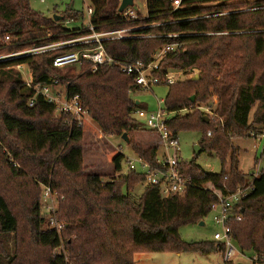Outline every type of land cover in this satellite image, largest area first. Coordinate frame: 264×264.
Returning <instances> with one entry per match:
<instances>
[{"label":"trees","instance_id":"1","mask_svg":"<svg viewBox=\"0 0 264 264\" xmlns=\"http://www.w3.org/2000/svg\"><path fill=\"white\" fill-rule=\"evenodd\" d=\"M120 4L121 0H91L90 6V23L96 30L134 28L130 38L104 42L112 63L106 62L95 71L87 59L65 67L53 65L55 56L81 45L0 62V78L10 82L9 100L14 103L10 109L18 111L5 109L2 114L6 128L15 132L19 141L15 149H8L14 167L9 170L10 178L23 175L36 160L42 169L38 174L31 171L41 190L28 212L26 235H20L18 212L0 187V264H138L134 258L138 251L224 252V246L215 240H184L180 227L204 221L217 193L227 194L245 183L246 174L238 167L239 148L233 139L264 132V0H182L178 8L172 0H146L147 11L137 19L120 13ZM86 32V27L70 29L34 10L30 0H0V42L6 34L14 39L0 52L68 40ZM169 45L177 46L166 49ZM160 51L155 74L179 69L190 75L199 70L197 79L189 76L168 85L164 106L171 112L170 128L175 135L181 130L203 131L202 151L216 153L222 166L220 173H214L180 161L183 172L195 183L184 195L168 197L159 186L145 184V175L138 171H128L120 182L103 181L98 172H81L82 126L68 112L56 118V104L43 95H36L30 105L35 92L15 68L27 64L34 83L47 84L52 78L68 84L70 94L80 95L88 116L102 132L127 133L135 153L160 166L158 144L133 140L137 127L134 116L142 105L133 94L144 88L116 64L150 63ZM71 70L81 73L71 74ZM203 104L213 107L215 121L210 117L206 120ZM49 155L55 156L69 178H60L58 183L53 180L58 178L53 169L55 158ZM124 157L118 153L113 158L115 171L123 169ZM139 182L144 189L138 198L133 189ZM44 185L63 198L57 215L66 224L61 233L42 215ZM254 187L236 207L243 219L233 221L231 227L239 250L263 255L264 175L255 178ZM62 245L67 254L53 253ZM226 264L245 263L230 260Z\"/></svg>","mask_w":264,"mask_h":264},{"label":"rangeland","instance_id":"2","mask_svg":"<svg viewBox=\"0 0 264 264\" xmlns=\"http://www.w3.org/2000/svg\"><path fill=\"white\" fill-rule=\"evenodd\" d=\"M134 1L135 5L138 7L137 10L139 16L144 15L147 11L146 0ZM30 3L34 10L40 11L48 16H52L53 18L54 15L63 16V18L59 21H61L64 26L70 29L83 28L88 26L90 23L88 8L91 6V0H30ZM73 11H81L82 14L77 16L74 14L70 15ZM64 40L62 39L60 41ZM15 68L19 70L17 67ZM23 70V78L25 80L33 79L31 70L27 64ZM70 72L71 74L81 73L77 70H71ZM193 72L194 74L192 76L194 77L199 73V70L194 69ZM184 77L185 76H181V78ZM66 85L68 84L56 86L53 88V91L60 93L61 97L63 98V95L66 91ZM9 89L10 82L7 80L3 81L0 78V187L6 192L11 206L15 209V211L17 210L18 212L20 219V235H26L27 231L29 230V225L27 222L28 212L30 214V207L34 205L37 200H39L38 196L41 190V186L37 182V177L31 171L33 170L36 174H38L40 171H42V169L38 163V160H36L30 163L31 165H28L27 169H24L25 173L23 175L20 177L16 176L17 178H10L13 176L9 173V170L14 167L12 166V161H10V159L12 160V155L8 152V149L9 146L15 149L17 142L19 141L16 138L15 132H11L6 128L2 118L3 110L5 109L10 110L11 113L18 112L17 110L10 109L14 103L9 100ZM168 91V85L158 84L149 89L137 90V92H135L133 95L134 99L142 104L141 108L146 109L147 111H155L160 108V100L166 98ZM208 107L211 108V106H206L203 104L201 110L205 113V116L213 118V116L207 111L209 109ZM59 114L60 112L56 113L55 117H61ZM134 117H136L138 120H136L137 127H135V130L133 131V140H151L153 143L158 144V157L161 158L165 150L160 147L161 142L159 136L148 129L149 127L146 122L143 119L138 118L137 114ZM82 128L84 130V136L81 140V144L84 148V160L81 172H84L85 174L98 172L102 175L103 181H122L123 175L127 174V172L125 171L123 173V170L115 171L113 166V158L118 153L124 154L125 157H134L135 151L132 149L131 145L123 140L122 136L111 135L102 132V130H100L98 125L90 117L83 119ZM203 136L204 132L197 129L179 131L178 138L181 144V152L178 155L180 156V160L182 162L193 163L194 165L200 166L206 171L220 173L222 166L221 161L216 153L202 151V147L199 143ZM130 138L131 136H129V139ZM233 140L236 146L239 148V151L237 152V157L239 160L238 167L246 174L245 182H247L250 174H252L256 167H264V139L258 140L257 142H255L253 137L238 139L235 138ZM197 145L200 146L199 152H197L196 149ZM41 154L42 152L40 153V156H42ZM49 157L51 159L55 158L54 155H49ZM122 166L124 169H126V162L124 160L122 162ZM53 169L56 170V175L58 177H53L55 182H60V178L63 177L69 178V175H67L66 172H64L59 166L56 158L53 161ZM75 177L76 176H72V178ZM77 178L80 179V177ZM25 183L28 186L24 187ZM143 189L144 184H141L140 182L136 183L133 189V194L139 198ZM57 196L59 195L56 194L54 197L58 199V203L56 202V214L58 215V209L60 208L61 204L60 201L63 198ZM43 201L44 199L41 198V212L44 217H47ZM204 222V225L200 224L199 221L182 225L180 227L181 237L186 241L214 240V235L220 230V228L214 224L213 214L209 213L205 217ZM233 245L238 251H241L235 243H233ZM54 252L55 251H53V253ZM249 255L250 254H247L245 257H241L237 252L235 255V262L240 260L247 264L249 263ZM134 258L138 264H222L224 262V257L221 252L201 254L196 252L177 253L173 251H138L134 254Z\"/></svg>","mask_w":264,"mask_h":264},{"label":"built area","instance_id":"3","mask_svg":"<svg viewBox=\"0 0 264 264\" xmlns=\"http://www.w3.org/2000/svg\"><path fill=\"white\" fill-rule=\"evenodd\" d=\"M44 1V0H42ZM178 8L182 0H172ZM88 13L91 16L93 8H88ZM127 19L140 18L138 10L132 6L126 8L122 13ZM88 32L79 35L78 37L54 42L50 44L31 46L28 48L16 50V51H3L0 52V62L12 60L22 56L36 55L43 52H48L56 49H62L66 47H75L81 45L78 48L67 50L63 53L55 56L53 65L55 67H65L80 62L82 59L92 61V70H97L98 67L106 62L112 63L114 59L109 57L104 48V42L110 40H121L130 38L133 36V27H125L114 30H96L94 26L89 23L86 26ZM12 36L6 34L0 42V50L3 45L11 44ZM177 45H169L166 49H174ZM163 51L158 52L155 55V59L150 63H145L142 60H137L131 64H120L122 71L135 76V82L144 89L152 88L158 84L171 85L177 81L183 80L190 75L179 69H171L165 74H155L154 72L159 70V61L161 59ZM24 63L16 65V67L24 74L25 69ZM196 71V70H195ZM181 76H185L181 78ZM25 84L32 88L35 92V96L31 98L29 104L33 105L35 102L36 95H43L46 100L53 102L57 106L58 112H68L82 126L83 119L88 116V111L85 109L80 101V95H71L69 92V85H66V91L61 97L60 93L53 91V88L61 85L59 79H52L50 83L41 84L34 83L33 79L25 80ZM164 99L160 100V108L155 111H147L146 109H138L135 113L138 118L143 119L148 125V129L156 133L159 138L161 145L160 147L165 150L163 156L158 158L160 166H153L144 157L135 154L134 157H124L126 162V169H122L123 173L126 171H138L145 175V184H154L160 187V191L163 196H171L173 194L184 195L188 189L195 183L193 177L183 172L180 167V156L181 144L178 135H175L170 128L168 121L171 117V112L167 111L164 104ZM217 104V98L214 99L213 105ZM163 105V106H162ZM202 108V107H201ZM207 110L212 116V119L216 118L215 111L208 107ZM215 108V107H214ZM211 116V117H212ZM138 120V119H137ZM210 134V132H209ZM257 142L258 140L264 139L263 133H255L252 136ZM264 175V167H256L255 170L250 174L249 179L243 185L238 186L234 191H229L227 194L217 193V199L210 205V213L213 214V222L216 226H219L220 230L214 235V240L217 244L224 246V262L227 261L235 262V255L238 252L241 257H245L247 253L238 251L234 243V235L232 232L231 224L233 221L242 220L243 213L238 212L236 207L240 204L244 198H246L254 190L255 178ZM55 192L50 185L43 186L42 199H44V208L47 213L46 222L47 224L56 229L61 233L65 227V222L60 220L56 214L58 199L54 197ZM59 197V196H57ZM65 252L64 246L56 249L55 252ZM67 254V253H66ZM248 258L251 264H264V254L259 255L257 253L250 254ZM239 262V261H237Z\"/></svg>","mask_w":264,"mask_h":264},{"label":"water","instance_id":"4","mask_svg":"<svg viewBox=\"0 0 264 264\" xmlns=\"http://www.w3.org/2000/svg\"><path fill=\"white\" fill-rule=\"evenodd\" d=\"M130 6H132V7L135 8V9L138 8L137 5H135V1H134V0H121V4H120V7H119V12H120V13L123 12L126 8H128V7H130ZM62 18H63V16H60V15H54V19L57 20V21L61 20ZM198 76H199V75L196 74V75L193 77V79H197ZM191 100H192V101L195 100V96H194V95L191 97ZM138 102H139V101H137V103H138ZM206 120L209 121V117H208V116H206ZM122 139L129 143V137H128V134H127V133H124V134L122 135ZM196 149H197V152H199V151H200V146L197 145V146H196ZM200 224L204 225L205 222H204V221H201Z\"/></svg>","mask_w":264,"mask_h":264},{"label":"crops","instance_id":"5","mask_svg":"<svg viewBox=\"0 0 264 264\" xmlns=\"http://www.w3.org/2000/svg\"><path fill=\"white\" fill-rule=\"evenodd\" d=\"M184 80V79H183ZM256 142V141H255ZM159 151V150H158ZM136 154V153H135ZM239 262H242V261H240V260H238ZM242 263H245V262H242ZM246 264V263H245ZM247 264H251L250 262L249 263H247Z\"/></svg>","mask_w":264,"mask_h":264}]
</instances>
